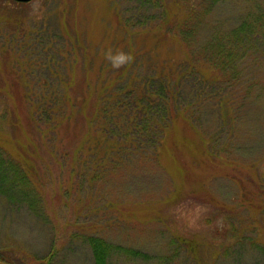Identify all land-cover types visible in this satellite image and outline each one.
<instances>
[{"label":"rangeland","instance_id":"rangeland-1","mask_svg":"<svg viewBox=\"0 0 264 264\" xmlns=\"http://www.w3.org/2000/svg\"><path fill=\"white\" fill-rule=\"evenodd\" d=\"M112 5L0 0V264H92L90 234L112 244L108 264H264V43L249 42L236 63L229 112L186 106L198 130L175 128L177 147L130 179L103 176L88 195V181L68 177V157L61 168L47 153L52 132L39 134L21 88L57 84L58 73L82 86L103 69V52L120 50ZM176 43L159 51L178 57Z\"/></svg>","mask_w":264,"mask_h":264},{"label":"trees","instance_id":"trees-1","mask_svg":"<svg viewBox=\"0 0 264 264\" xmlns=\"http://www.w3.org/2000/svg\"><path fill=\"white\" fill-rule=\"evenodd\" d=\"M109 2L118 31L112 42L134 56L136 68L114 70L102 58L104 68H96L92 77L83 75L82 86H72L58 73L52 76L57 84H27L20 92L39 134L52 132L44 140L47 153L56 156L61 168L68 157V177H79L78 185L88 181V195L96 193L103 176L130 179L139 164H159L162 150L177 147L175 128L198 130L194 108L228 113L232 99L227 84L239 75L236 63L249 42L264 43V4L249 7L230 0L223 8L218 6L222 0ZM233 17L238 21L232 23ZM167 39L183 44L180 56L159 51ZM14 172L22 177L24 170L15 165ZM86 241L92 264H108L112 244L91 234Z\"/></svg>","mask_w":264,"mask_h":264},{"label":"clouds","instance_id":"clouds-1","mask_svg":"<svg viewBox=\"0 0 264 264\" xmlns=\"http://www.w3.org/2000/svg\"><path fill=\"white\" fill-rule=\"evenodd\" d=\"M103 58L109 62L110 67L114 70L130 65L134 61V56L130 52L113 51L111 48L103 52Z\"/></svg>","mask_w":264,"mask_h":264},{"label":"water","instance_id":"water-1","mask_svg":"<svg viewBox=\"0 0 264 264\" xmlns=\"http://www.w3.org/2000/svg\"><path fill=\"white\" fill-rule=\"evenodd\" d=\"M15 1H21L22 2V1H27V0H15Z\"/></svg>","mask_w":264,"mask_h":264}]
</instances>
